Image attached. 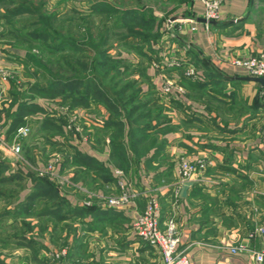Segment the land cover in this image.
<instances>
[{"label": "crops", "instance_id": "1", "mask_svg": "<svg viewBox=\"0 0 264 264\" xmlns=\"http://www.w3.org/2000/svg\"><path fill=\"white\" fill-rule=\"evenodd\" d=\"M86 1L91 8L98 0ZM150 1L154 4H146L143 12L176 19L175 53L192 60L199 78L183 69L152 66L160 59L158 45L166 40L168 19L163 18L152 47L155 56L146 52V68L142 59L136 62L144 69L135 78L145 105L134 122L121 110L116 115L90 100L88 108L101 116L77 110L91 128L88 139H80L66 130L62 116L46 114L52 106L19 99L10 79L0 75L4 135L13 142L29 119L40 121L39 131L31 128L30 136L19 140L25 153L28 146L43 145L45 158L41 149L33 159L36 167L31 163L35 170L46 169L56 151L63 152L53 171H34L28 162L14 163L0 150V225L28 224L22 236L31 240L26 243L31 252L40 250L34 256L42 264H49L51 252L60 248L68 249L72 264H161L152 247L131 235L133 220L153 197L160 205L162 228L169 218L176 219L179 249L189 264H255L246 253H231L230 247L264 246V233L257 232L264 228V104L256 102L264 88L241 79L251 75L233 64L236 56L264 52L251 0L226 1L216 24L205 19L201 0ZM1 50L0 67L16 70L23 63L22 49ZM168 81L173 83L169 91ZM43 132L41 139L35 138ZM199 158L209 161L206 171L181 182L180 161ZM124 192L135 196L120 207L106 204L107 198Z\"/></svg>", "mask_w": 264, "mask_h": 264}, {"label": "rangeland", "instance_id": "2", "mask_svg": "<svg viewBox=\"0 0 264 264\" xmlns=\"http://www.w3.org/2000/svg\"><path fill=\"white\" fill-rule=\"evenodd\" d=\"M252 1V17L258 25L259 37L264 44V0ZM88 2L89 1L84 2V0H0V51L6 47L8 49H22L25 52L23 55L24 57L22 58L23 63L19 64V68L17 67L18 69H12L15 73L11 69L4 68L6 71L11 72V78L9 79L13 86L12 91L13 89L16 91L19 99L24 98L33 103H35L36 100H39L44 104L52 106V112H46V114L62 116L65 119L64 126L67 127L66 130H70V133L72 134H77L78 138L83 140L88 139L87 137L89 136L91 128L89 130L86 127V121L78 114L77 110L82 108L85 109V114H88V116L95 113L97 116H101V113L96 111V108H88V105L90 106V101H81V103L78 104L75 102L74 97H64L60 93L59 88L53 89V92H47V90L45 92H40L34 87L37 85H40L41 87L49 86L52 79L59 77H84V79H87V75L94 76L96 73L92 72L90 67L96 59V56L99 58V50L102 51L106 49L105 52L112 55V58L118 60L124 57L130 62V64L122 65L121 63H118L117 60H113L114 62H111L109 65V75L105 78H98L99 81L97 85L92 88H87V81L84 80L83 82L78 83L79 87L77 86V88L82 89V93H97L100 97H98L99 99L96 98V101L94 100L96 103L93 101V104H95L96 107H98V104L108 107V105L111 104V101L118 107H115V111L109 108L110 112L117 115L118 111L121 110L124 115L128 116L130 110L133 107H137V103H139L137 100L130 102L132 97L138 92V87L140 86V80L135 78V72L139 73L138 75H141L144 70L141 71V69L146 68V65L144 64L146 58L138 52V48L140 45H143V50L154 57L155 52L152 48L153 43L160 38L158 25L166 18H169L168 16L160 17L153 14H147V17L153 18L154 21L152 25L145 27L141 19L144 20L149 18H141L145 13L142 8L146 4H154V1L150 0L96 1L95 5H111L112 8L118 9V11L109 14L105 11L96 14H89L90 5H88ZM21 5H25L27 9L21 13H17L16 16L12 15L11 11ZM126 9L127 12L125 13ZM135 10L136 13L138 12L137 14H134L135 20L130 21L129 17H127L128 21L124 23L121 16L126 15L127 13L130 16ZM55 14L56 17L53 18ZM40 16L47 18L51 17L52 21H50L49 24L46 22L44 23L40 20ZM34 22L37 23L34 24ZM13 29H18L19 31L14 32ZM32 29H37V31H42V29H44L55 33H61L64 36L66 35L77 40L83 48L82 50H74L72 48H66L64 50L60 49V51L59 49L49 50L44 42L28 39L29 31ZM130 30L133 32L135 31V33L131 35L129 32ZM107 35H109L107 38V44L103 45L102 40ZM157 55L158 52L156 56ZM139 59L143 60V65H141L142 68L136 63ZM11 65L16 66L17 63L13 62ZM28 66H30V68H27ZM152 66L155 67L154 64H152ZM126 67L127 70H125ZM124 70L126 72H123ZM121 82H124V84L134 83L133 87H131V92L127 93L124 98H121L118 94L121 88L118 85H120ZM257 98L258 101L256 102L264 104V90L261 91L260 89ZM243 112L245 113V111ZM42 114L44 115L45 113L42 112ZM138 115L139 114L137 113L131 116V119L130 117L128 119L131 122H134ZM39 122L40 121L36 119H29L28 124H24L17 129L16 139L13 142H11L10 139L4 135L2 129H0V150L4 152L3 155L12 157L14 163H19V165H23V163L27 164L28 162V166L33 168V164L36 167L33 159H37L36 154L40 152L39 150L42 149L43 145H35L34 148L28 146L26 148L27 155L19 140L22 137L25 138L30 136L31 128L39 131ZM69 125H71V127ZM25 131H27V134L23 135ZM45 132L41 133L43 135L40 136L39 134V137L35 138L41 139ZM18 144L21 147V151L20 153H15L12 148ZM25 145L28 144L26 143ZM34 149H38L36 150L37 152L32 151ZM51 149H55V147L51 146ZM42 151V159H44L46 153L44 154L43 149ZM61 153L56 151L50 159V163L46 169L35 170V168H33V170L53 171L54 167H56L55 165L58 163L60 164L59 160L61 158ZM25 157H27V160L30 162L27 161ZM198 160H200V158L192 161L197 162ZM1 168L2 167H0V171H3ZM0 195L2 194L0 193ZM28 227V224L23 225L21 223L7 224V222H5L0 225V264L43 263L41 257L39 260L38 257L34 256V252H37V249L34 252H31L30 247L26 246V243H30L31 240L24 238L22 235L27 231ZM132 237L135 238L133 235ZM64 249L66 248H60L56 251H62ZM39 251L40 250L38 249L37 253H39ZM54 252L52 251L50 258H48L49 264H55L57 262L56 258L54 259L53 257V255H55ZM41 254L42 252L40 255ZM62 259L67 261L66 257Z\"/></svg>", "mask_w": 264, "mask_h": 264}, {"label": "built area", "instance_id": "3", "mask_svg": "<svg viewBox=\"0 0 264 264\" xmlns=\"http://www.w3.org/2000/svg\"><path fill=\"white\" fill-rule=\"evenodd\" d=\"M205 6L204 17L207 21L220 20L222 18V6L229 0H201ZM176 19H168L165 31L166 40H163L159 47V58L154 61L153 64L157 68L161 67H173L183 69L185 74L193 79L199 78V70L188 57H178L176 51L179 44L172 40L177 29ZM195 28V27H193ZM164 45V46H163ZM165 48H163V47ZM189 45L183 46V50L187 51ZM233 64L247 70L249 75L254 77H264V52L257 55H250L247 57L236 56L233 59ZM0 75L3 80H8L10 72L0 67ZM173 83L168 81L166 89L171 90ZM179 90H183L180 87ZM71 127V125H69ZM27 134V131L23 135ZM12 150L15 153H20L21 147L18 144L13 147ZM209 166V161L205 158H200L197 162L189 159H182L179 167V177L181 182L189 181L193 177H198L206 171ZM131 196L128 192L120 197H109L106 199V204L110 207H120ZM90 204V202H88ZM161 209L158 201L153 197L150 199L147 208L135 218L131 224V234L141 241L147 243L152 247L160 256L161 264H189V258L187 254L179 249L181 243L180 227L175 218H169L165 227L161 226ZM257 232L264 233V228H259ZM254 233L252 234V236ZM230 251L233 254L246 253L255 264H264V246L262 249L257 250L245 245H235L230 247ZM53 255L56 258L55 264H72L69 261H65L64 257H67L68 251L64 249L62 251H55Z\"/></svg>", "mask_w": 264, "mask_h": 264}, {"label": "trees", "instance_id": "4", "mask_svg": "<svg viewBox=\"0 0 264 264\" xmlns=\"http://www.w3.org/2000/svg\"><path fill=\"white\" fill-rule=\"evenodd\" d=\"M253 5V1L251 0V6ZM111 7V8H110ZM26 6L25 5H21L18 8H15L14 10L11 11L12 15L16 16L17 13H21L24 10H26ZM32 11V9H30ZM101 11H105L106 13H113L118 11V9L112 8V6H107L104 4H94L93 6H91V8L89 9V14H96L98 12ZM34 12V11H32ZM127 12V9L125 10V13ZM138 13V12H137ZM136 10L134 13H131L130 16L128 15V13L126 15L121 16L123 18L124 23H126V21H128L127 17H129L130 21L135 20L134 19V14H137ZM148 15L146 14V12L144 13V15L141 16V18H146ZM56 17V14L53 16V18ZM41 21H43L44 23L46 22L47 24H49L50 21H52L51 17L47 18V17H39ZM149 18V17H147ZM143 21V25L146 27L149 25L153 24V18H149V19H141ZM37 23V22H36ZM34 22V24H36ZM14 30V29H13ZM15 31H19L14 30ZM132 34L135 33V31L133 32L132 30L129 31ZM108 36L104 37V39L102 40L103 45L107 44L108 41ZM28 39H33V40H39L44 42L47 48H49V50H54V49H66V48H72L74 50H82L83 46L81 44H79L77 42V40L72 39L71 37L68 36H64L61 33H55L53 31H47L42 29V31H37V29H32L31 31H29L28 34ZM158 40V39H157ZM138 52L141 53L142 56L147 57L148 54L146 53V51L143 50V45H140V47L138 48ZM106 49L100 51L99 50V58L96 56V59L93 61L92 66L90 67V70L92 72H95L96 74L94 76L92 75H87V79H84V77H70V78H64V77H59L56 79H52L49 83V86H43L41 87L40 85H37L36 90L42 92V91H46L47 92L51 91L53 92V89L55 88H59L60 93L64 96V97H74L75 102H77L78 104L81 103V101H90V100H95L96 98L99 99L98 97H100L97 93H82V89L77 88V86L79 87L78 83L83 82L84 80L87 81L86 82V87L87 88H92L95 85L98 84L99 79L98 78H105L107 77V75H109L108 71H109V65L111 62L116 61L117 59L112 58V55H110L108 52H105ZM102 58V59H101ZM114 60V61H113ZM118 63L123 64H130V62L126 59V58H120L117 60ZM26 64V63H25ZM27 68H30V66H28ZM88 70V69H87ZM125 70H127V67L125 68ZM123 72H126V71ZM111 71V70H110ZM121 72V71H119ZM134 83H129V84H124V82H121L120 85H118L120 88V92L118 93L121 98L126 97L127 93H130L133 87ZM106 98V97H105ZM107 99V98H106ZM109 100V99H108ZM139 101V103H137V107H133L129 114H128V118L134 113H138L140 109L143 108V106L145 105L139 97L138 92H136V94L132 97V99L130 100V102H134V101ZM88 101V102H89ZM96 101V100H95ZM110 101V100H109ZM110 105H108V107L112 110L115 111V107L116 104H114V102L110 101ZM23 106V105H22ZM125 107V106H124ZM123 107V108H124ZM118 110V109H117ZM8 180H10V178H8ZM39 183H43V181H45L44 178H38ZM4 182V181H3ZM46 182V181H45ZM0 183H2L1 178H0Z\"/></svg>", "mask_w": 264, "mask_h": 264}, {"label": "water", "instance_id": "5", "mask_svg": "<svg viewBox=\"0 0 264 264\" xmlns=\"http://www.w3.org/2000/svg\"><path fill=\"white\" fill-rule=\"evenodd\" d=\"M203 20L205 21V19H203ZM211 23L216 24L217 21L213 20V21H211ZM240 78L244 79V80H252V81L258 82L264 88V77L243 76Z\"/></svg>", "mask_w": 264, "mask_h": 264}]
</instances>
